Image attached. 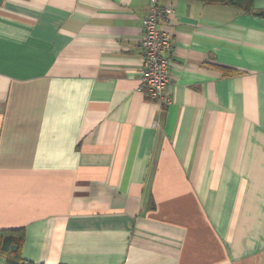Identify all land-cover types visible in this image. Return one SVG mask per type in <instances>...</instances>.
I'll return each instance as SVG.
<instances>
[{
    "label": "crops",
    "instance_id": "1",
    "mask_svg": "<svg viewBox=\"0 0 264 264\" xmlns=\"http://www.w3.org/2000/svg\"><path fill=\"white\" fill-rule=\"evenodd\" d=\"M151 2L0 0V231L28 262L264 264V0H159L165 108L138 91Z\"/></svg>",
    "mask_w": 264,
    "mask_h": 264
},
{
    "label": "built area",
    "instance_id": "2",
    "mask_svg": "<svg viewBox=\"0 0 264 264\" xmlns=\"http://www.w3.org/2000/svg\"><path fill=\"white\" fill-rule=\"evenodd\" d=\"M159 0H152L143 20V70L138 91L159 103L163 108L171 104L168 88L171 85V33L163 29L160 20L171 11L160 8Z\"/></svg>",
    "mask_w": 264,
    "mask_h": 264
},
{
    "label": "trees",
    "instance_id": "3",
    "mask_svg": "<svg viewBox=\"0 0 264 264\" xmlns=\"http://www.w3.org/2000/svg\"><path fill=\"white\" fill-rule=\"evenodd\" d=\"M213 5H227L244 12H251L254 0H192ZM25 240V231H0V259L6 264H33L23 258L22 247Z\"/></svg>",
    "mask_w": 264,
    "mask_h": 264
}]
</instances>
